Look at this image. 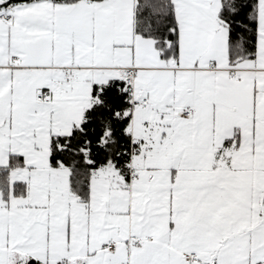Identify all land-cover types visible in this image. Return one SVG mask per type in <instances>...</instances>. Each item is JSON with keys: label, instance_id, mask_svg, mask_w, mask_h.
Returning <instances> with one entry per match:
<instances>
[{"label": "snow or ice", "instance_id": "6c2138e0", "mask_svg": "<svg viewBox=\"0 0 264 264\" xmlns=\"http://www.w3.org/2000/svg\"><path fill=\"white\" fill-rule=\"evenodd\" d=\"M0 264H264V0H0Z\"/></svg>", "mask_w": 264, "mask_h": 264}]
</instances>
